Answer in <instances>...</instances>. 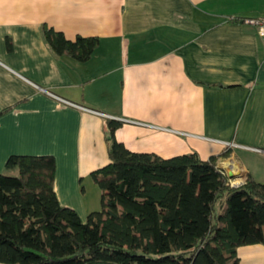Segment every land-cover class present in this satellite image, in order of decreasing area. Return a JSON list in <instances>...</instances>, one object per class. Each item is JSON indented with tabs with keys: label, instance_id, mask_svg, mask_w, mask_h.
<instances>
[{
	"label": "crops",
	"instance_id": "obj_1",
	"mask_svg": "<svg viewBox=\"0 0 264 264\" xmlns=\"http://www.w3.org/2000/svg\"><path fill=\"white\" fill-rule=\"evenodd\" d=\"M262 16L264 0H0V173H18L12 154L53 155L58 201L85 220L114 119L131 151L217 155L230 185L262 182L264 44L243 22ZM43 25L98 44L83 62L57 55ZM236 253L264 264L263 244Z\"/></svg>",
	"mask_w": 264,
	"mask_h": 264
},
{
	"label": "trees",
	"instance_id": "obj_2",
	"mask_svg": "<svg viewBox=\"0 0 264 264\" xmlns=\"http://www.w3.org/2000/svg\"><path fill=\"white\" fill-rule=\"evenodd\" d=\"M42 32L55 54L80 62L98 44ZM119 124L106 121L109 162L90 173L101 209L85 220L58 201L53 155L7 158L18 173H0V263L240 264L237 247L264 245V180L231 186L217 155L131 151L114 137Z\"/></svg>",
	"mask_w": 264,
	"mask_h": 264
},
{
	"label": "built area",
	"instance_id": "obj_3",
	"mask_svg": "<svg viewBox=\"0 0 264 264\" xmlns=\"http://www.w3.org/2000/svg\"><path fill=\"white\" fill-rule=\"evenodd\" d=\"M243 22L248 24V25H252L255 27L256 31H257V34L259 35V37L261 38V40L263 41V44H264V16L262 17H247V18H244L243 19ZM47 93L53 97H55L57 100H59L60 102H63L65 104H69V105H75V106H79V105H76L70 101H67L55 94H52L50 92L47 91ZM91 110V109H89ZM225 145H232V143H228V142H225L224 143ZM221 172L224 173V171L221 169Z\"/></svg>",
	"mask_w": 264,
	"mask_h": 264
},
{
	"label": "rangeland",
	"instance_id": "obj_4",
	"mask_svg": "<svg viewBox=\"0 0 264 264\" xmlns=\"http://www.w3.org/2000/svg\"><path fill=\"white\" fill-rule=\"evenodd\" d=\"M161 154V156H168V154H170V153H159V155ZM171 154H175V153H171ZM157 155V154H156ZM253 158H255L254 156H251L250 157V159H253ZM2 174H7V175H16L17 173H15V172H11L10 170H6L4 173H2ZM98 187V186H97ZM98 189V188H97ZM82 218H84L85 219V216L84 217H82ZM3 264H7V263H3Z\"/></svg>",
	"mask_w": 264,
	"mask_h": 264
},
{
	"label": "water",
	"instance_id": "obj_5",
	"mask_svg": "<svg viewBox=\"0 0 264 264\" xmlns=\"http://www.w3.org/2000/svg\"><path fill=\"white\" fill-rule=\"evenodd\" d=\"M229 176V178H232V175L231 174H229L228 175ZM242 184V182H238V183H233V184H231V186H239V185H241Z\"/></svg>",
	"mask_w": 264,
	"mask_h": 264
}]
</instances>
